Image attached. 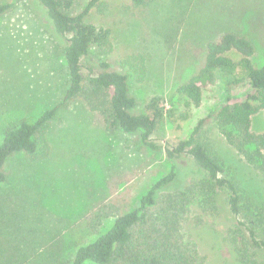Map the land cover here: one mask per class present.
I'll use <instances>...</instances> for the list:
<instances>
[{"label":"rangeland","instance_id":"rangeland-1","mask_svg":"<svg viewBox=\"0 0 264 264\" xmlns=\"http://www.w3.org/2000/svg\"><path fill=\"white\" fill-rule=\"evenodd\" d=\"M87 1L74 0L72 10H80ZM5 2L12 5L0 16V141L7 128L21 120L34 122L62 103L69 80L65 59L34 12L33 0H0ZM89 20L110 28L113 52L105 59L127 71L138 109L149 98H160L164 116L151 139L162 148L144 145L139 132L107 131L99 116L80 101L60 105L47 126V147L39 148L34 158L18 154L6 164L7 179L0 184V249L6 255L18 241L25 247L21 260L14 258L9 264H67L79 246L107 231L115 219L100 217L94 230L90 215L117 195V202L125 199L123 209L134 208L169 171L171 162L163 147L187 137L219 99L218 81L203 89L198 105L177 91L189 74L183 56L192 42L196 45L233 29L252 41V62L264 63V0H148L138 7L115 0L102 16L92 12ZM138 56L145 66L140 82L125 61ZM252 129L264 130L261 111L253 114ZM203 139L220 156L224 174L237 184V218L264 238V172L247 163L214 122L203 126ZM184 165L163 190L187 184L192 172ZM204 209L194 206L189 222L210 224L222 236L216 249L220 260L202 249L204 264H248L238 261L234 250L247 244L239 237L242 231L223 216L214 220L203 215ZM243 251L248 252L245 247ZM3 257L0 254V264H6ZM250 264H258L257 258Z\"/></svg>","mask_w":264,"mask_h":264},{"label":"trees","instance_id":"trees-1","mask_svg":"<svg viewBox=\"0 0 264 264\" xmlns=\"http://www.w3.org/2000/svg\"><path fill=\"white\" fill-rule=\"evenodd\" d=\"M114 1L88 0L83 8L73 11L74 0H33L34 12L42 18L43 28L65 59L69 80L62 103L44 111L34 122L21 120L4 131L0 141V184L7 179L6 164L10 159L18 154L34 158L39 148L47 147L49 121L60 105L73 100L95 112L107 131L139 132L144 145L153 150L162 148L151 139L164 116L160 98L153 96L138 109L130 93L127 71L105 59L113 52L110 28L89 20L92 12L102 16ZM123 1L138 7L148 0ZM11 5V2L0 3V16ZM253 51L250 38L233 29L196 45L192 42L187 47L183 61L189 74L178 85V93L198 105L203 89L218 81V101L197 121L187 137L163 147L171 162L170 169L140 197L137 206L123 209L125 199L117 202V195L101 206L99 213H90L94 230L100 217L114 215L115 219L107 231L79 246L67 264L85 261L95 264H204L206 254L201 253L202 249L213 254V259L220 260L216 249L222 243L221 234L210 224L203 222L192 226L188 220L196 205L206 209L203 215L214 220L223 216L242 231L239 233H244L242 229L247 232L245 238L242 234L239 237L247 241L244 247L248 252H244L241 245L234 247L238 261L250 264L257 258L258 264H264V238L246 221L237 218L241 213L237 184L224 174L220 156L203 139V126L214 122L246 162L264 172V130L252 129L254 113L261 111L264 120V63L252 62ZM91 57L94 60L84 65ZM137 58L125 61L140 82L145 66L140 56ZM183 165L192 172L187 184L183 188L163 190L175 180L177 170ZM23 249L21 241L13 244L6 255L0 249V254L5 256L4 263L9 264L14 258L21 260Z\"/></svg>","mask_w":264,"mask_h":264}]
</instances>
